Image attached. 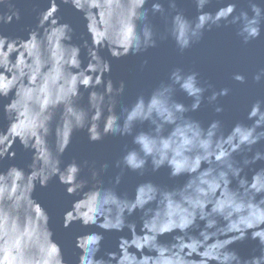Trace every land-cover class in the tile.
Wrapping results in <instances>:
<instances>
[{
  "label": "water",
  "instance_id": "95a60500",
  "mask_svg": "<svg viewBox=\"0 0 264 264\" xmlns=\"http://www.w3.org/2000/svg\"><path fill=\"white\" fill-rule=\"evenodd\" d=\"M0 264H264V0H0Z\"/></svg>",
  "mask_w": 264,
  "mask_h": 264
},
{
  "label": "clouds",
  "instance_id": "9594fccd",
  "mask_svg": "<svg viewBox=\"0 0 264 264\" xmlns=\"http://www.w3.org/2000/svg\"><path fill=\"white\" fill-rule=\"evenodd\" d=\"M140 142L143 144V147H144L145 151L150 154L152 152V149L149 147L147 141L144 140L143 137H141L140 138ZM129 162L133 163L134 162V157H129Z\"/></svg>",
  "mask_w": 264,
  "mask_h": 264
}]
</instances>
